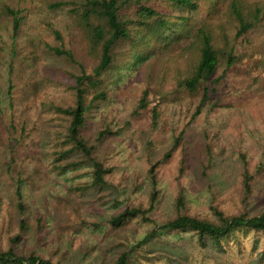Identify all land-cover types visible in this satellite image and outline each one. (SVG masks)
I'll list each match as a JSON object with an SVG mask.
<instances>
[{"label":"rangeland","instance_id":"1","mask_svg":"<svg viewBox=\"0 0 264 264\" xmlns=\"http://www.w3.org/2000/svg\"><path fill=\"white\" fill-rule=\"evenodd\" d=\"M54 1L59 0H0V248L35 252L62 264H110L122 251L133 264H264V233L250 229L238 230L221 247L209 242L200 247L190 231L134 245L153 224L174 216L181 186L193 214H211V204L227 215L264 212V15L236 36L233 0H198L194 10L143 0L169 15L176 27L168 44L140 45L143 33L132 26L138 46L129 39L114 45L113 63L101 76L107 98L93 103L84 126L90 138L103 123L111 127L114 133L94 150L111 171L100 188L79 191L75 186L90 179L89 165L65 173L51 170L57 115L47 103L71 101L73 75L82 67L90 72L95 63L84 53L83 28L70 5L49 7ZM240 1L261 5L264 12V0ZM7 6L20 19L16 33ZM137 9V3L126 4L119 18H134ZM200 25L210 28L216 47L233 50L237 59L229 68L221 61L212 76L215 91L196 113L200 97L178 88L177 81L195 64L196 52L185 44ZM46 44L71 48L75 60L55 55ZM145 88L148 104L137 111ZM242 154L251 169L263 167L245 198ZM155 161L160 186L146 214L151 222L137 217L112 228L109 217L125 207H149L146 171Z\"/></svg>","mask_w":264,"mask_h":264},{"label":"trees","instance_id":"2","mask_svg":"<svg viewBox=\"0 0 264 264\" xmlns=\"http://www.w3.org/2000/svg\"><path fill=\"white\" fill-rule=\"evenodd\" d=\"M166 1L181 9L194 10L198 6V0ZM129 3L138 4L136 16L130 19L119 18L118 10ZM62 5H70V12L77 17V21L81 24L83 32L80 33L83 38L84 53L95 65L90 72L82 67L80 73L73 75L75 83L71 86V101H66V103L48 101L47 103V108L57 115L50 152V167L57 173H65L70 170H77L84 164L89 165L91 174L89 181L75 186V189L84 191L103 186L105 175L111 171L110 167L105 166L94 156V150L96 143L114 132L108 124L103 123L90 138L85 134L84 126L86 113L93 103L96 100L107 98V82L101 76L113 63L114 45L119 40L129 39L133 43V48L138 46V43L133 41L132 26L143 33V37L139 40L140 45H150L153 41L168 44L171 39L170 33L176 25L169 15L149 6L143 0H59L50 3L49 7L57 8ZM230 8L236 22V36H240L255 27L261 22L264 15L261 5L255 3L247 5L240 0H233L230 3ZM5 13L11 16L12 31L16 33L20 23L17 11L7 6ZM209 29L208 26H198L195 29V39L189 40L185 44L186 49L195 50V64L189 75L177 81L178 88L200 97L196 113L209 99L210 93L215 91L213 86L215 82H213L212 76L221 61H224L225 68H229L237 59L236 55L232 53L233 50L227 51L214 45ZM53 33L57 40H61V34L58 30H54ZM181 36L184 35L181 34ZM46 48L55 55H64L71 61L75 60L71 48L51 44H46ZM149 95V89L145 88L139 97L137 111L147 106ZM155 105L151 109L153 122L158 117V110ZM177 142L178 138H176L175 143ZM168 153L165 152L164 157ZM241 160L240 183L242 197L245 198L252 192L253 184L263 167L262 164H257L251 169L243 154ZM157 165L158 161L150 163L146 171L150 185L149 207L146 209H143L141 205L125 207L109 217L108 222L112 228H120L137 217H142L144 221L151 222V218L146 214L154 207L158 198L160 183ZM16 194L18 198L21 196L19 188L16 190ZM210 210L211 214L206 216L190 213L187 209L184 186H181L175 197L174 216L157 226L153 224L150 231L142 233L134 245L139 248L156 241L159 236L176 231L192 232L200 247H204L208 242L215 247H221L228 237L240 229L264 233V212L250 214L242 210L239 213L227 215L214 204L210 205ZM19 227L22 229L26 227L24 220L20 221ZM40 227L39 223L38 229ZM14 239H17V236ZM0 264L62 263L52 261L35 252L27 255L18 254L10 247L7 249L0 248ZM110 264H133V262L128 253L122 251Z\"/></svg>","mask_w":264,"mask_h":264}]
</instances>
